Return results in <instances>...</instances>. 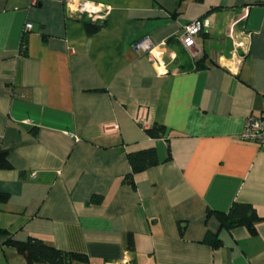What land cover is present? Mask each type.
<instances>
[{
  "label": "crops",
  "instance_id": "obj_1",
  "mask_svg": "<svg viewBox=\"0 0 264 264\" xmlns=\"http://www.w3.org/2000/svg\"><path fill=\"white\" fill-rule=\"evenodd\" d=\"M66 1L0 0V149L13 168L0 171V230L89 264H264V147L240 137L264 107V0H80L108 10L90 37ZM199 19L194 58L179 37ZM144 38L161 68L134 52ZM155 125L167 136L149 138ZM150 147L157 166L125 182L127 153ZM234 204L255 210V237L207 216ZM0 264H26L2 238Z\"/></svg>",
  "mask_w": 264,
  "mask_h": 264
},
{
  "label": "trees",
  "instance_id": "obj_2",
  "mask_svg": "<svg viewBox=\"0 0 264 264\" xmlns=\"http://www.w3.org/2000/svg\"><path fill=\"white\" fill-rule=\"evenodd\" d=\"M189 0H175L176 5ZM200 2L202 0H194ZM88 37L93 36L104 28L103 23H91L88 20H82ZM25 35V34H24ZM26 50L25 36L21 38L20 51ZM198 62V61H197ZM34 132V130H32ZM146 134L151 139H159L167 136V131L162 126H152L146 130ZM9 150L0 149V171L12 170L9 162ZM127 161L130 167V173L123 179L125 182L133 185V177L157 166V155L155 149L150 147L134 152L127 153ZM8 195L0 192V205L7 203ZM91 202H99V198L93 197ZM213 215L221 228L231 231L235 228H245L251 237L257 234L256 224L260 220L255 210L248 205L234 204L228 213L208 212ZM0 238L4 239V245L13 248L26 264H89V259L85 254L64 252L51 246L45 245L42 241L30 238L25 242H19L11 239L5 231L0 230ZM203 242L210 244L214 248L220 245L215 236L206 233ZM126 247L129 251L133 249V238L127 236ZM134 264V263H131Z\"/></svg>",
  "mask_w": 264,
  "mask_h": 264
},
{
  "label": "built area",
  "instance_id": "obj_3",
  "mask_svg": "<svg viewBox=\"0 0 264 264\" xmlns=\"http://www.w3.org/2000/svg\"><path fill=\"white\" fill-rule=\"evenodd\" d=\"M65 5L69 13L76 16H85L91 23H96L97 21L103 22L108 13V10L104 8V6L94 5L80 0H67ZM94 9H98V11H94ZM208 26L209 24L205 20H195L184 27L183 33L179 37L181 46L185 50L191 52L194 58L199 54L198 50L192 52V50L196 48L195 37L199 35L202 29L208 28ZM31 28V25H26L25 31L31 30ZM241 37L242 40H239L238 37L234 39V52L241 50L243 53L247 49V43L245 42L247 37ZM158 47L159 46L153 45L148 38L135 42L132 46L135 53L146 54L153 65L161 68L163 64L161 63V52L158 50ZM240 137L244 142H251L260 147H264V107H262L260 116L250 117L246 120Z\"/></svg>",
  "mask_w": 264,
  "mask_h": 264
},
{
  "label": "clouds",
  "instance_id": "obj_4",
  "mask_svg": "<svg viewBox=\"0 0 264 264\" xmlns=\"http://www.w3.org/2000/svg\"><path fill=\"white\" fill-rule=\"evenodd\" d=\"M94 11H98V9H94Z\"/></svg>",
  "mask_w": 264,
  "mask_h": 264
}]
</instances>
